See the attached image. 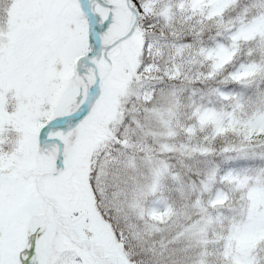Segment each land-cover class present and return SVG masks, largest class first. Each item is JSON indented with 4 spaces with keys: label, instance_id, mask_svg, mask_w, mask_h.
I'll return each mask as SVG.
<instances>
[{
    "label": "snow or ice",
    "instance_id": "6c2138e0",
    "mask_svg": "<svg viewBox=\"0 0 264 264\" xmlns=\"http://www.w3.org/2000/svg\"><path fill=\"white\" fill-rule=\"evenodd\" d=\"M0 264H264V0H0Z\"/></svg>",
    "mask_w": 264,
    "mask_h": 264
}]
</instances>
